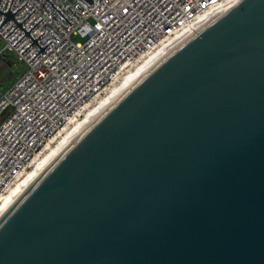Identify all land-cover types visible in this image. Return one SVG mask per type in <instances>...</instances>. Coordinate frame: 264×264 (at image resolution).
Listing matches in <instances>:
<instances>
[{"label": "water", "instance_id": "obj_1", "mask_svg": "<svg viewBox=\"0 0 264 264\" xmlns=\"http://www.w3.org/2000/svg\"><path fill=\"white\" fill-rule=\"evenodd\" d=\"M0 264H264V0L214 15L40 166L0 215Z\"/></svg>", "mask_w": 264, "mask_h": 264}, {"label": "built area", "instance_id": "obj_2", "mask_svg": "<svg viewBox=\"0 0 264 264\" xmlns=\"http://www.w3.org/2000/svg\"><path fill=\"white\" fill-rule=\"evenodd\" d=\"M233 1L2 0L0 64L9 51L27 71L0 96V196L143 58Z\"/></svg>", "mask_w": 264, "mask_h": 264}, {"label": "bare ground", "instance_id": "obj_3", "mask_svg": "<svg viewBox=\"0 0 264 264\" xmlns=\"http://www.w3.org/2000/svg\"><path fill=\"white\" fill-rule=\"evenodd\" d=\"M240 1V0H239ZM239 1H233L227 6V9L234 6ZM225 9H216L209 11L201 16L190 27L183 30L173 38H170L159 46L150 55L143 58L130 72L125 74L114 84L106 94L101 96L94 104L89 106L80 119L72 121L62 133L52 141L45 150L39 155L31 166L26 170L23 176L13 184L4 194L0 196V215L2 212L16 199V197L22 193L26 183L35 174L37 169L43 164L47 163L56 153L59 151L88 121L117 93L125 90L130 86L137 78L143 75L148 69H150L156 61L178 46L188 36L193 34L199 28L205 26L217 13L224 11Z\"/></svg>", "mask_w": 264, "mask_h": 264}, {"label": "rangeland", "instance_id": "obj_4", "mask_svg": "<svg viewBox=\"0 0 264 264\" xmlns=\"http://www.w3.org/2000/svg\"><path fill=\"white\" fill-rule=\"evenodd\" d=\"M72 41L76 44H84L86 39L73 36ZM4 43H0V52ZM5 57H1L0 64V96L6 93L12 85L27 71V65L14 53L6 51Z\"/></svg>", "mask_w": 264, "mask_h": 264}]
</instances>
